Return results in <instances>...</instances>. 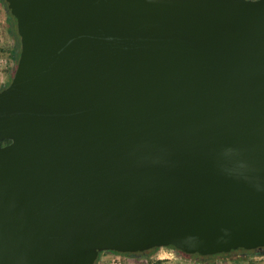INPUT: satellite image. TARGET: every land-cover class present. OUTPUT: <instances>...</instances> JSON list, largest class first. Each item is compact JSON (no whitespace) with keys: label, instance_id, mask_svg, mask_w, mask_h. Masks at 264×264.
I'll return each mask as SVG.
<instances>
[{"label":"water","instance_id":"obj_1","mask_svg":"<svg viewBox=\"0 0 264 264\" xmlns=\"http://www.w3.org/2000/svg\"><path fill=\"white\" fill-rule=\"evenodd\" d=\"M0 264L264 251V0H4Z\"/></svg>","mask_w":264,"mask_h":264},{"label":"crops","instance_id":"obj_2","mask_svg":"<svg viewBox=\"0 0 264 264\" xmlns=\"http://www.w3.org/2000/svg\"><path fill=\"white\" fill-rule=\"evenodd\" d=\"M0 11L6 21L5 13L2 10ZM110 260L115 261L113 264H174V261H179L180 264H264V254L253 255L227 252L223 255H208L197 258L192 255L181 256L171 248L160 247L150 252L147 251L145 255L140 257L106 252L103 253L101 260L96 264H110Z\"/></svg>","mask_w":264,"mask_h":264},{"label":"trees","instance_id":"obj_3","mask_svg":"<svg viewBox=\"0 0 264 264\" xmlns=\"http://www.w3.org/2000/svg\"><path fill=\"white\" fill-rule=\"evenodd\" d=\"M0 10L4 11L6 13V21H5V24H6V37L8 39V41H6V44H4V45L0 44V52L6 54V56L11 61V65L5 71L7 73V78H6L5 82L2 85H0V88H2L10 80V77H11L12 71L14 69L16 59H17V55H18L19 42H18V36L16 34V30H15L14 18L9 14V12H8L6 6H5L4 0H0ZM7 142H9V141L4 139L0 143L1 144H5ZM166 248H169V247H166ZM171 248L173 249V251L175 253H178L181 256L182 255H185L184 253L180 252L179 250L175 249L174 247H171ZM153 250L154 249H150V250H147V251L150 252V251H153ZM107 252H111V251H107ZM146 252H144V253H133V254H129V253H117V252H111V253H114L116 255L138 256V257H140V256L145 255ZM237 252H239L241 254H243V253H249V254H253V255H261V254H264V253H259L256 250H237V251H233L231 253H237ZM219 254H224V253H219ZM219 254H213L212 256H214V255L216 256V255H219ZM187 255H192V256L197 257V258H202L203 257V256H199L197 254H187ZM93 264H95V261H94Z\"/></svg>","mask_w":264,"mask_h":264},{"label":"rangeland","instance_id":"obj_4","mask_svg":"<svg viewBox=\"0 0 264 264\" xmlns=\"http://www.w3.org/2000/svg\"><path fill=\"white\" fill-rule=\"evenodd\" d=\"M5 15H6V13H5ZM6 41H8V39L6 37V24H5L3 14L0 11V44L4 45V44H6ZM10 65H11V61L6 56V54L0 52V77L2 79H4L3 82H5V80L7 78V73L5 71L8 69V67ZM106 252L107 251H101L97 255V258L95 260V264L98 263L99 260H101L103 253H106ZM184 254L187 255L186 253H184ZM219 255H223V254H219ZM111 261L112 260H110V263H111Z\"/></svg>","mask_w":264,"mask_h":264},{"label":"built area","instance_id":"obj_5","mask_svg":"<svg viewBox=\"0 0 264 264\" xmlns=\"http://www.w3.org/2000/svg\"><path fill=\"white\" fill-rule=\"evenodd\" d=\"M3 80H4V79H2V78L0 77V85H2V84L4 83ZM114 262H115V261L112 260L110 264H113ZM173 263H174V264H180L179 261H174Z\"/></svg>","mask_w":264,"mask_h":264},{"label":"flooded vegetation","instance_id":"obj_6","mask_svg":"<svg viewBox=\"0 0 264 264\" xmlns=\"http://www.w3.org/2000/svg\"><path fill=\"white\" fill-rule=\"evenodd\" d=\"M171 249H172V248H171ZM180 252H181V251H180ZM259 253H264V251H263V252L261 251V252H259Z\"/></svg>","mask_w":264,"mask_h":264}]
</instances>
